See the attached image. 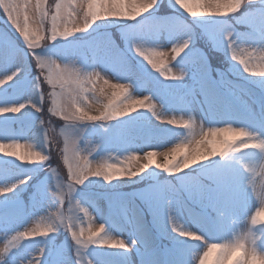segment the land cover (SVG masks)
<instances>
[{"label": "snow or ice", "instance_id": "snow-or-ice-1", "mask_svg": "<svg viewBox=\"0 0 264 264\" xmlns=\"http://www.w3.org/2000/svg\"><path fill=\"white\" fill-rule=\"evenodd\" d=\"M9 2L11 7H6L0 0V13L6 17L4 24L16 34L22 47L10 43L7 32L0 33V57L7 62L31 58L35 85L28 100L0 105V117L3 118L0 119V141H5L0 144L7 146L0 150L3 153L0 176L7 177L12 173L8 165L13 161L29 166L48 165L44 170L53 177L57 174V169L50 167L51 153L45 151L53 141L43 127V95L36 91L42 77L52 88V106L47 112L64 121L60 132L64 137L61 158L68 183L67 191L59 177L54 188L46 182L35 185L31 206L38 207L47 197L46 210L56 209L68 198L71 209L83 212L91 221L89 208L82 207L75 194L90 181L102 180L112 186V191L90 194L92 211L97 214L106 211L114 224L122 219L124 225L118 226V230H128L131 236L128 240L115 239L108 235L105 223H98V227L89 223L77 230L76 221L82 218L57 210L49 212L45 227L20 231L12 237L10 245L0 248V264H10L9 253L18 241L28 240L33 235L47 239L61 229L68 234L70 244L53 242L50 264H80L81 251L90 247L119 253L118 264H193L203 258L212 244L221 243V236L230 224L245 217L250 225L247 239H251V247L246 245V251L264 258V252L258 250L255 242L258 233L264 235V225L256 224L252 219L253 209L257 211L261 207L255 198V179L264 172V147L260 146L264 145V138L248 130L252 127L258 132L264 131V77L250 76L239 63L241 50L250 56L264 58V43L256 48L239 46L234 38L235 28L228 19L231 17L236 23H244L249 32L264 42V0H247L246 5L240 0L227 12L218 10L215 0H182L180 3L178 0H56L54 13L50 7H44L45 0H35L34 13L38 23L29 15L31 0ZM166 3L172 9V16L167 18L158 14L165 9ZM77 7L82 11L78 12ZM242 9L245 12L237 16ZM74 14L82 15V21L74 19ZM49 21L50 28L47 26ZM113 22H120L118 39L110 31ZM197 27L201 29L199 34L195 31ZM84 34H89L87 39L73 40ZM162 37L167 46L160 44ZM58 40L68 41L58 53L62 59L41 55V50L50 45L48 41L53 44ZM197 40L204 41L203 48L197 46ZM41 41L45 42L43 46ZM162 47L170 48V52L161 51ZM213 50L224 53L231 61L224 71L210 63ZM130 55L137 58L136 63L130 60ZM169 61H176L173 67L178 69V74L172 75ZM105 69L114 73L113 79L122 82L110 83L101 75V72L107 75ZM22 70L18 67L5 73L0 79V89L5 92L0 96L6 98L8 90L5 86L12 85ZM245 77L259 85L261 91L256 93L249 89L242 82ZM101 81L103 86L98 87ZM137 87L145 93L144 99H133L129 93L130 88ZM98 96L107 97L108 103H102ZM153 100L163 111L157 109ZM146 102L148 111L137 113V108L145 107ZM95 104H102V107L93 111ZM165 105L169 113L199 112L198 118L208 125L207 132L201 127L203 134L194 144L193 155L174 170L170 165L184 147L176 146L163 152L147 150L167 147L176 133L171 127L157 129L152 124L153 118L166 125L187 123L193 129L196 120L191 115L187 121H177L174 117L166 119ZM21 113L25 117L38 114L43 133L42 146L37 149L34 144H29L33 150L27 154L15 151L22 145L16 143L19 136L12 127L17 122L13 117H21ZM109 121L120 123L109 129ZM82 125H99L112 141L127 148L129 161L145 160L144 155L132 153L151 154L146 163L132 166L107 162L94 164L89 159L92 150L82 151L80 147L85 131L80 127ZM240 130L247 134L243 140ZM204 141H209L211 150L201 146ZM242 142L258 146L238 148ZM84 144L94 145V150L99 147L92 140H84ZM244 152L261 154L260 161L250 164L233 159L235 154ZM156 153L163 156L165 163L156 162L152 167ZM126 168L129 171H125ZM153 168L162 170L172 179L150 177L148 188L131 197L119 192L120 186L116 182L135 181ZM30 180L31 174L0 186V219L7 222L16 215L20 195ZM49 217H54L55 223H48ZM178 221H183V226ZM186 233H194L199 239L190 240ZM157 236L168 239L170 246L159 248L154 242ZM70 249H74L75 258ZM44 255L45 249L41 248L35 264H41ZM96 256L88 264H109L103 255L97 253ZM226 259L220 258L219 264Z\"/></svg>", "mask_w": 264, "mask_h": 264}, {"label": "rangeland", "instance_id": "rangeland-1", "mask_svg": "<svg viewBox=\"0 0 264 264\" xmlns=\"http://www.w3.org/2000/svg\"><path fill=\"white\" fill-rule=\"evenodd\" d=\"M34 5H35V0H31V4L29 8L30 18H33V13L35 11ZM44 6H45V3H44ZM77 11L81 12L82 10L79 7H77ZM158 14H161L165 18L172 16V12L168 13L165 10L159 11ZM241 14H242V10H241V13H237L236 15L240 16ZM74 19H78L82 21V15L76 16L74 14ZM228 19H229V22L235 28L234 38L236 39V42L239 46L256 48V47H260L261 44L264 43L260 40L258 36L249 32L247 26L244 23H236L235 19L231 17ZM119 23L120 22H113L112 25L110 26V31L112 35L116 37L117 39L119 37V31L117 30V25ZM195 31L197 32V34H199L201 32V29L197 27ZM4 32H7V31L0 25V33H4ZM8 36L10 38V43L15 44V45L18 44L19 40H17L18 38L17 36H16L17 38L15 36H12L11 34H8ZM88 36L89 34H84L82 36L78 35L74 37L73 40L87 39ZM159 42L161 45L167 46V41L164 37H162ZM66 43H68V41L58 40L57 42L50 44L47 48L42 49L41 55L44 57H51L53 59L60 60L62 59V55L58 53L62 52V46ZM43 44H44V41H41L42 46ZM203 45H204L203 40H197V46L203 48ZM160 50L170 52V48L162 47ZM130 60L133 63H136L137 58L134 55H130ZM175 63L176 61L168 62V67L172 68V75L178 74V69L173 67ZM210 63L213 66L218 65L219 67L217 68H219V70L221 71H224L227 68V66L230 64V60L225 56L224 53L213 50V53L210 56ZM27 65H28L27 60H21L20 58H17L15 62H7L3 57H0V79L3 78L5 73L14 71L18 67L23 68V70L20 72V75L16 78L15 81L12 82V85L5 86L8 92L6 94V98L4 96H0V105H2L3 103L19 104V103H22L28 100V98L33 95L35 79H30L28 75H24L25 70L28 67ZM97 71H100V70L97 69ZM105 71L107 75H105L103 72H101V75L104 76L105 79H109L110 83L122 82V81H117L112 78L114 73L111 70L105 69ZM152 71L154 75H158L155 73L154 70ZM41 80H42V87H43V85L46 83L43 81L42 77H41ZM243 83L249 89H252L256 93H259L261 91L259 85L255 84L251 78L245 77ZM99 86H103L102 81L100 82L98 87ZM39 87H41V84H39ZM39 87L36 90L37 93L39 92ZM47 89L49 90V86L47 87ZM58 90L59 89H57V91ZM4 92H5V89H0V93H4ZM129 93L133 96V99H144V96H145V93L138 87L134 88L133 90L130 88ZM110 94L111 93L109 90V95ZM46 96L48 98V105L51 107L52 105H51L50 95L47 94ZM97 98L101 100L102 103H108L107 97L98 96ZM89 103L91 104L92 102L89 101ZM152 103L157 105L158 110L163 111V109H160V106L157 101L153 100ZM100 107H102V104L93 105V111H95V109L100 108ZM147 111H148L147 102H146L145 107L143 108L138 107L136 110L137 113L147 112ZM135 114L136 113H129V115H135ZM189 115H191L193 119L196 120V123H198L200 127L203 128L204 132L208 131V125H206L200 119L197 120L198 116L201 115V113L193 112L188 115L184 114L183 112L169 113L168 106L165 105L164 116L166 119H170L174 117L177 121H181V120L187 121L189 118ZM0 119H3V118L0 117ZM13 119L18 122V125H16L15 123L12 125V127L18 133V136H19V140L16 141V143H19L20 145H22L21 148L15 149V151H17L20 154H27L28 152L33 150L28 147L29 144H34V146L37 149H39V145H40V142H39L40 138L38 136L39 131L34 130V127H35L34 124L37 123L39 125L40 118L38 117V115L35 113H32V115L25 117L24 113H21V117H13ZM117 119H125V117H117ZM153 119L154 120L152 121V124L157 129H164L165 127H171L173 128L174 132H183L184 135L178 138L177 137L171 138V143H169L167 147L152 148V149H147V150H152L156 152L168 151L170 148L176 147L177 144H183L185 142V139L189 138L188 130L181 129L178 127V125H166L160 120H156L155 118ZM21 121L23 122V124ZM119 123L120 122L111 121V123L107 127L109 129H112V128H115L117 124ZM47 125H48L47 127L49 131L51 132L54 143L60 145V147L58 148V151L61 152V149L64 146V137L60 135V132H61V129L64 127V121L61 120L59 116H52L50 113H48L47 114ZM80 127L85 129L84 134H83L84 140H92L94 143L99 145L97 150H94L95 149L94 145H91V144L85 145L84 140H82L80 143V147L82 151H84L85 149L92 150V155L89 157V159L93 160L94 164L97 162H107V163H116L117 165H120L123 163V164H128L129 166H132L137 163L147 162L145 160L129 161L127 159V156L129 155L127 148L124 145H121L119 143L112 141L110 136L106 134L104 129H101L99 125H82ZM248 130L253 135L259 134L260 138H264V131L258 132L256 128H252V127H249ZM42 135L43 133L41 132V136ZM4 142L5 141H0V143H4ZM7 143H13V141H7ZM46 150L47 148L45 147V151ZM187 151H188L187 147H184L182 151L176 154V159L185 155ZM242 151H246V150H242ZM144 154H145L144 152L132 153V155H137V156H143ZM2 156H3V153L0 152V166H2V161H3ZM260 156L261 154L259 153L253 154L251 152H244V153L235 154L233 159L253 164V163H258L260 161ZM153 160H154V163L152 167H155L156 162H159V163L163 162V156L157 155L156 157L153 158ZM10 165L11 167H13L12 173L7 177L0 176V186H4V184L7 182H14L18 179H22L25 175L31 174L32 180L29 181V186H28L29 189L34 188L35 185L41 182H46L48 184H51L54 188L55 184L57 183V179L59 177L60 181H62L65 185L64 190L67 191L68 181L66 180V176H65L66 167L63 164L62 166H63L64 173L61 172L60 170H57L56 176L53 177L51 173L47 172L45 177L40 181L39 179L37 181L36 176L39 172L45 169L44 167H41V165L29 166V165L19 164L18 162H15V161H13ZM193 167H195V165H193ZM14 169L16 170V172H14ZM34 169H39V170L33 171ZM161 171L156 170L154 168L149 169L144 174V176L154 174V177L156 178L157 174L162 173ZM148 180H144V177H137L135 181L121 180L116 183L119 184L120 186L119 192L122 195L131 197L137 193L145 191L148 188V185L150 183V180L149 181ZM95 187L97 189H101L104 191L106 190L105 192L112 191L111 185L104 184L102 180H96V181H90L89 185H86L84 189H78L77 193L75 194V199L79 200V202L81 203V206L89 208L91 212V221H89L88 217L84 216L83 212H78L74 209H71V206L68 205L67 203L68 198L65 199V203L62 207L58 206V208L56 209H47V210H46V207L49 202V198L47 197L36 208H33L30 204L28 210L27 208H25L23 199L20 198V208H19V211L16 213V215L13 216L7 222L4 221L3 219H0V248H3L5 245H10V243L12 242V237L17 235V233L20 231H25V230L31 231L32 229H35V228L45 227V221L48 217L49 212H53L57 210H62L65 213V215H76V216L81 217L82 219H78L76 221L77 230L79 229L80 226L87 227L89 223H91L93 227H98V223H105L108 235L115 237V239L128 240L131 236L130 231L118 230V226L122 227L124 225V222L122 219L118 221V224H114L109 219V216L106 211H103L100 214H97L96 212L92 211V208L89 202L90 194L101 192V191L94 192V190L91 188H95ZM258 191L259 190L257 189V192ZM31 195L32 194H30V197ZM137 203H139V201H137ZM101 207H103V205ZM253 212H255V209H253ZM147 218H149V220L151 219L150 217H147ZM177 223L180 226H183V221H178ZM247 225L248 224H247L246 217L243 220H237L234 224H230L229 228L225 232H223L220 242H225V240H228V239L234 240L236 237L244 234ZM62 231L64 230L62 229L58 231L54 236H50L47 239L44 237L33 235L29 237L28 240L22 239L18 241L16 244V248H13L12 251L9 253L10 264H35V258H39L41 248L45 249V255L43 257V260L41 261V264H48V262L51 261L52 259V257H50L49 255L50 253L53 252V248H52L53 242L57 243L56 240H59L60 243H57V244H61V245L70 244V241L68 239V234L67 236H64V237H57ZM162 238H163L162 236H157V238L154 241L155 244L161 249L168 248L170 246V242H167V241L162 242ZM164 240H168V239H164ZM248 246L251 247V239H249ZM258 250L261 252H264V247H258ZM70 252L73 258H75L74 249H70ZM97 253L103 255L104 258L109 261V264H118L120 260L119 253L115 251L109 252L106 249L90 247L87 250L81 251L80 257H79L80 264H88L89 260H95L97 258L96 256ZM200 255H202V252L200 253ZM52 256H53V253H52ZM48 258H49V261H48ZM236 258L238 257H233L232 259L235 260ZM209 259L210 261H214L215 254H213Z\"/></svg>", "mask_w": 264, "mask_h": 264}, {"label": "clouds", "instance_id": "clouds-1", "mask_svg": "<svg viewBox=\"0 0 264 264\" xmlns=\"http://www.w3.org/2000/svg\"><path fill=\"white\" fill-rule=\"evenodd\" d=\"M182 2V0H178V3ZM218 10L227 12L230 8H235L240 0H215ZM2 3L6 7H11L9 0H2ZM245 5L247 4V0H244ZM33 20L38 23L39 20L35 13H33ZM235 59V57H234ZM231 63V61H230ZM239 63L243 66L244 71L247 72L250 76L253 77H264V58H257L247 54L245 51L239 52ZM115 107L113 110H115ZM199 120V118H197ZM181 129L188 130V137L185 139L183 144H177V147H187L188 151L185 155L178 158L172 165H170V169L174 170L180 168L185 160L189 159L193 153V145L199 140V137L203 134V131L198 123H196L195 128L193 129L190 124L182 123L178 125ZM199 129V131H198ZM241 131L242 140L247 134ZM183 132H176L174 133V137L183 136ZM209 138L211 139V133H209ZM219 139V136L217 137ZM226 143V142H225ZM204 148L210 149L209 141H204L201 145ZM227 146V145H226ZM258 145L252 143L242 142L237 147H257ZM264 147V145H260ZM7 148L6 145L0 144V150H5ZM151 153L145 152L143 159H147V156ZM159 155V153H156ZM165 160L163 158V162ZM125 171H129V169H125ZM134 171V169H133ZM255 187H256V198L260 202L261 207L255 211L253 215V222L256 224L264 225V172H260L259 175L255 179ZM257 189L259 190L257 192ZM48 223H55L54 217L48 218ZM39 231V229H37ZM250 231V225H247L245 229V233L233 239L225 240V242L212 244L208 251L204 253V256L199 261H194L193 264H219L220 258L227 257L226 260L223 261V264H264V258L257 257L254 254H251L250 251H246V245H248L249 240L247 239L248 233ZM187 237L190 240H198L199 237L195 236L194 233H186ZM257 247H264V235L258 233V238L256 239ZM227 246V247H225ZM215 254V260L210 261V257ZM233 257H238L233 260Z\"/></svg>", "mask_w": 264, "mask_h": 264}, {"label": "trees", "instance_id": "trees-1", "mask_svg": "<svg viewBox=\"0 0 264 264\" xmlns=\"http://www.w3.org/2000/svg\"><path fill=\"white\" fill-rule=\"evenodd\" d=\"M55 3H56V0H54V1H50V0H45V6L44 7H46V8H48V7H50L51 9H52V13H54V11H55ZM166 8H168L167 6H166V4H165V9ZM245 12V9H242V13H244ZM3 14L2 13H0V25L8 32V34H11L12 36H15L16 37V34L9 28V27H7L5 24H4V20H6V17H3L2 16ZM48 27L50 26V21H49V23H48V25H47ZM50 28V27H49ZM17 38V37H16ZM17 40H19V38H17ZM45 43V42H44ZM47 43H49V44H51V41H48ZM17 46H19V47H22V45L20 44V42H18V44H17ZM27 62H28V67L26 68V70H25V73H24V75H28V77L30 78V79H34V77H35V69H34V67L32 66V64H31V58H28L27 59ZM213 67H215V68H217V67H219L218 65H214ZM228 67V66H227ZM243 81H244V79H243ZM46 83V82H45ZM39 84H41V87H39V92H38V94H43V102H42V107L44 108V113L42 114V119H43V121H44V125H43V127H44V129L45 130H47V134H48V137H49V139H51L52 141H53V138H52V135H51V132L49 131V129H48V125H47V114H48V112H47V109L48 108H50V106L48 105V98H47V94H49L50 95V93H51V91H52V88L49 86V90L47 89V83L46 84H44L43 85V87H42V80L40 79V81H39ZM48 92V93H47ZM47 93V94H46ZM26 111H29V110H26ZM32 115V114H31ZM38 115V114H37ZM38 117L40 118V116L38 115ZM39 121H40V119H39ZM36 130H38L39 132H38V136H39V142H40V145H39V148L42 146V142H43V138H42V136H41V132H42V129L40 128V126L36 123V127H35V131ZM60 147V145L59 144H56V143H54V141H53V143H52V145L49 147V146H46V148H47V150H46V152H50L51 153V156H52V159H51V165H50V167L51 168H56V169H58V170H60L61 172H63L64 173V170H63V166H62V163L60 162V158L58 157V154H57V152H56V150H58V148ZM11 169L13 168V167H11V165H8ZM41 167H44V168H46V167H49L48 165H44V166H41ZM16 169V168H15ZM14 169V172H16V170ZM43 171H45V170H43ZM42 171V172H43ZM65 175L67 176V174H66V170H65ZM45 177V173L44 174H42V175H40L39 176V181L40 180H42L43 178ZM28 189V190H27ZM30 190V191H29ZM31 188L29 189V187H27L26 188V190L25 191H23L22 193H21V195H20V198L21 199H23V202H24V205H25V208H27V205H28V200H29V194H30V192H31ZM29 193V194H28ZM62 230V229H61ZM67 235V233L65 232V231H62V232H60V234L57 236V237H64V236H66Z\"/></svg>", "mask_w": 264, "mask_h": 264}]
</instances>
